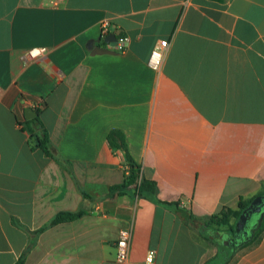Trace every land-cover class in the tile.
Here are the masks:
<instances>
[{
  "label": "crops",
  "instance_id": "obj_1",
  "mask_svg": "<svg viewBox=\"0 0 264 264\" xmlns=\"http://www.w3.org/2000/svg\"><path fill=\"white\" fill-rule=\"evenodd\" d=\"M112 36L129 38L124 51ZM32 49L44 52L32 61ZM43 128L68 167L33 143ZM113 130L156 194L112 191L125 176ZM263 195L264 0H0V264L26 251L23 264H121L122 231L128 264L150 251L152 264H264V235L220 258L216 228L182 215Z\"/></svg>",
  "mask_w": 264,
  "mask_h": 264
},
{
  "label": "trees",
  "instance_id": "obj_2",
  "mask_svg": "<svg viewBox=\"0 0 264 264\" xmlns=\"http://www.w3.org/2000/svg\"><path fill=\"white\" fill-rule=\"evenodd\" d=\"M38 122L39 126H42L40 123L39 117L35 119ZM33 143H35L38 149L43 150L49 157L57 160L65 167H68V163L65 162L57 153L55 147L52 145L49 139V133L46 129H42L40 134L32 135ZM108 144L111 149L115 151H120L124 156V181L121 185L115 186L112 188L114 192H121L124 189H133L139 196H148L154 195L157 192V184L156 182L146 178L143 174L142 167L133 159L132 155L129 152L128 144L126 141V136L121 130H113L109 133L107 138ZM86 198H90L87 194H84ZM251 203L241 202L239 205V209L234 210L230 208H224L221 212L208 216V217H196L186 211H182L183 217H185L186 222L194 228H199L202 230L203 228L212 229L213 227H222L230 225V230H233L237 220L240 218L243 210ZM164 204L169 206H175L176 203H167ZM85 214L84 211H80L78 213H60L58 214L50 223L41 228L40 230L32 233L33 236L39 235L49 227L55 226L57 224L68 222L72 220H76ZM236 221L234 224H231L232 221ZM264 235V222L260 226V228L256 231L254 239L251 241L252 243H247L244 248H250L255 245ZM32 245H34V237L32 240ZM27 251L20 258L17 264H23L24 259L27 255Z\"/></svg>",
  "mask_w": 264,
  "mask_h": 264
},
{
  "label": "built area",
  "instance_id": "obj_3",
  "mask_svg": "<svg viewBox=\"0 0 264 264\" xmlns=\"http://www.w3.org/2000/svg\"><path fill=\"white\" fill-rule=\"evenodd\" d=\"M109 27V23L106 21L102 25V30L104 34L107 33ZM129 42V38L126 36H121L117 40V43L112 46L117 51H124L127 47ZM169 48V42L167 40L159 42L153 49L150 59H149V66L154 71H160L163 63L165 61L167 51ZM44 52V49H32L28 53L29 60L34 61L35 59L39 58ZM130 248H131V233L129 231H122L117 243H116V261L121 264H128L129 263V256H130ZM155 251H150L146 257V263L152 264L154 263L155 259Z\"/></svg>",
  "mask_w": 264,
  "mask_h": 264
},
{
  "label": "flooded vegetation",
  "instance_id": "obj_4",
  "mask_svg": "<svg viewBox=\"0 0 264 264\" xmlns=\"http://www.w3.org/2000/svg\"><path fill=\"white\" fill-rule=\"evenodd\" d=\"M253 202L254 200L251 201V203L243 210L244 212L250 208L249 218L247 221L236 229L238 219L233 230H230L225 233V235L218 237L219 243L232 252H237L253 240L256 231L264 222V199L255 204H253Z\"/></svg>",
  "mask_w": 264,
  "mask_h": 264
},
{
  "label": "rangeland",
  "instance_id": "obj_5",
  "mask_svg": "<svg viewBox=\"0 0 264 264\" xmlns=\"http://www.w3.org/2000/svg\"><path fill=\"white\" fill-rule=\"evenodd\" d=\"M236 221L232 222L231 224H234ZM230 225H227V226H222V227H217L216 226V238L220 237L221 235H224L225 233L229 232L230 231V228H229ZM260 228V227H259ZM258 228V229H259ZM219 229H223L222 232H220ZM223 233V234H222ZM208 237V236H207ZM255 237V236H254ZM209 239V237H208ZM252 241V240H251ZM249 242L250 244L253 242ZM216 242V241H215ZM246 246V245H245ZM245 246H243L240 250H238L237 252H232L230 251L228 248L226 247H223L220 243H215L214 244V247H215V250H217V256L218 257H222V258H230L231 260H234L236 258H238L247 248H244ZM249 248V247H248Z\"/></svg>",
  "mask_w": 264,
  "mask_h": 264
},
{
  "label": "water",
  "instance_id": "obj_6",
  "mask_svg": "<svg viewBox=\"0 0 264 264\" xmlns=\"http://www.w3.org/2000/svg\"><path fill=\"white\" fill-rule=\"evenodd\" d=\"M111 39H113L114 41H117V38L114 37V36H112ZM112 46H114V45H112ZM26 115H27V118L30 119V118L36 117V116H37V113H36L32 108H28V109H26ZM262 199H264V196L257 197V198L254 200L253 204H255V203L261 201ZM251 206H252V205H251ZM251 206H250V207H251ZM249 209H250V208H248L247 210H245V211L241 214V216H240V218H239V220H238V223H237V225H236V229H237L239 226H241L242 224H244V223L247 221V219L249 218ZM179 215H180V214H179Z\"/></svg>",
  "mask_w": 264,
  "mask_h": 264
}]
</instances>
